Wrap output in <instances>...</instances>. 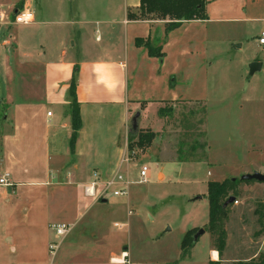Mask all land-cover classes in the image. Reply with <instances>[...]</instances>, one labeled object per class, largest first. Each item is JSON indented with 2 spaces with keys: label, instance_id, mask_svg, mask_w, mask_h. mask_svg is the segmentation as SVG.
I'll list each match as a JSON object with an SVG mask.
<instances>
[{
  "label": "crops",
  "instance_id": "crops-1",
  "mask_svg": "<svg viewBox=\"0 0 264 264\" xmlns=\"http://www.w3.org/2000/svg\"><path fill=\"white\" fill-rule=\"evenodd\" d=\"M249 1L208 0V19L191 20L179 26L210 23L212 20H235L227 14L238 12V9L241 17L245 18L241 10ZM61 4L63 22L56 23H63V27L59 29L55 55L46 59L49 48L44 44L38 51L20 42L18 36L3 38L4 27H8L10 22L1 9L4 4L0 3V39L3 38L0 45V80L2 73L5 83L15 81L14 87L19 89L22 97V100H16L11 92L0 95V103L10 105V112L2 118L4 124L0 117V177L8 173L11 183L9 186L0 184V264H55L49 243L53 241V225L63 221L65 201L69 199L71 210H75V223L93 206L108 202L106 196L99 202L97 195L88 196L84 190L83 194L74 198L68 194L65 197L58 191V185L63 180L75 181L79 185L77 188H81L89 185L96 175L101 186L121 177L117 185L122 184L123 187L126 182L129 184L128 193L120 196H126V203L130 201L131 176L138 163L129 156L128 145L130 121L136 111L141 112L138 128L152 129L148 126L151 115L146 113L154 106L172 101H208L207 65L182 70L181 73L174 72L177 69L165 71L162 57L151 56L148 47L137 43L142 39L161 48L157 31L167 27L163 20H130L128 11L138 8L140 0H63ZM25 5L34 12L35 22L32 25H38L32 0ZM100 9L105 10L106 17H102ZM75 66H78L76 96L82 126L72 151V98L69 90ZM263 67L264 64L260 70ZM177 87H183L180 91L185 92L186 89V92H179ZM170 89L172 92H168ZM49 111L52 112L50 116ZM157 118L164 122L163 118ZM254 150L255 145L250 151ZM210 154L208 144L207 160L217 163V160H211ZM171 160L177 162L175 157ZM250 164L252 167L246 165L241 172H233L227 178H239L254 171L263 172L264 166L251 161ZM71 166L73 170H67ZM212 174L207 172V175ZM263 186V183L256 182L245 185L244 190L249 193L261 190ZM199 193L201 198L196 200L207 196L203 191ZM247 200L243 198L241 201V204L245 203L244 208ZM244 208L237 215L243 229L246 225L242 217ZM253 211L255 215V208ZM251 221L256 223L253 216ZM125 224L128 223L115 222L114 226L124 229ZM257 237L256 241L247 240L243 256L230 259L226 257L231 240L227 231L223 255L213 249L210 240L204 263L250 261L264 251V231ZM125 239V235L109 237L94 231L78 244L74 254H69L65 251L69 241L64 242L61 238L60 242L63 241L64 245H59L58 264H128L115 260L122 259L120 253ZM200 239L201 236L192 248L193 253Z\"/></svg>",
  "mask_w": 264,
  "mask_h": 264
},
{
  "label": "rangeland",
  "instance_id": "rangeland-1",
  "mask_svg": "<svg viewBox=\"0 0 264 264\" xmlns=\"http://www.w3.org/2000/svg\"><path fill=\"white\" fill-rule=\"evenodd\" d=\"M62 1L32 0L39 24L21 25L13 23L14 16L25 8L28 0H0L4 4L1 7L4 16L10 22L8 27H4L3 38L18 36L21 38L20 42L37 48L38 51L40 45L44 44L49 48L46 50V59L54 56L59 29L63 27V23H56L63 22ZM239 10L227 14L235 20H212L210 23H193L190 26L157 31L163 53L161 64L165 71L177 69L174 72L181 73L182 70L203 64L209 67L208 101L201 102H205L207 109L206 138L211 148V160H217V163L207 160L201 164H178L171 160L175 157L180 128L176 125L175 118L168 117L164 122L159 121L158 110L164 109L166 114L177 115L187 110L191 103L172 101L154 106L146 114L151 115L148 126L157 130L158 135L152 147L145 151L135 149L132 153L138 166L131 176L130 201L126 203V196H114L113 189H120L121 184L111 187L106 195L108 202L102 203V198L98 195L103 185H98L101 186H97L100 203L84 212L76 223L75 210H71L69 199L65 201L63 221L59 220L58 224L71 226L70 232L63 238L64 242L69 241L65 248L67 253L74 254L78 244L84 238L86 240V235L96 231L109 237L126 236L120 255H126L128 264H137L133 261L135 259L148 262L146 264H205L207 244L210 241L207 231L209 201L207 196L201 200H195V197L202 195L199 193L202 191L207 195V182L231 177V173H239L246 165L251 166L250 161L264 166V67L254 74H250L249 68L254 61L264 64V45H260L258 41L264 29V0H250L241 10L245 18L241 17ZM100 14L102 17L107 15L104 9H100ZM237 17L241 19H236ZM49 20L54 21L42 22ZM14 83L15 81L5 83L1 73L0 95L11 92L16 100H22ZM177 88L181 93L186 92V89L185 92L180 91L183 87ZM9 107L6 102L0 103L3 124L2 118L10 112ZM192 139L193 137L190 138ZM253 145L255 150L251 152ZM143 165L149 166L151 170L147 182H140L138 176ZM67 170H73L72 166ZM208 171L213 174L207 175ZM74 182L70 179L63 180L58 185V191L65 197L68 194L72 198L83 194L85 186L77 188L79 185ZM243 198H248L246 208L245 203L241 204ZM238 201L240 204L237 205ZM260 201L264 202V188L249 193L243 188L226 225L231 237L226 257L231 259L243 256L246 251L243 246L248 243L247 240L258 239L255 233L259 226L257 223L252 224L251 217L257 221V216L252 212ZM241 208L245 209L242 216L246 221L245 229L238 223L237 215ZM115 222L128 224L120 229L117 225L114 226ZM199 229H205L206 232L201 235L194 253L193 247L187 253L182 249L183 239L186 236L190 239ZM52 240L61 241L55 232ZM63 241L60 242L61 247L64 245ZM59 253L58 248L52 260L55 264L59 262Z\"/></svg>",
  "mask_w": 264,
  "mask_h": 264
},
{
  "label": "trees",
  "instance_id": "trees-1",
  "mask_svg": "<svg viewBox=\"0 0 264 264\" xmlns=\"http://www.w3.org/2000/svg\"><path fill=\"white\" fill-rule=\"evenodd\" d=\"M208 0H140V5L136 9H129L128 18L130 20H163L167 29H173L184 22L191 20L208 19ZM19 12V11H18ZM139 45L144 44L149 49L151 56L162 57L161 48L154 47L150 42L142 39L137 40ZM78 66H75L74 75L70 84V104L71 113V148L74 151L77 134L82 126L80 116V106L76 96ZM158 116L166 119L175 118L176 125L180 128V136L176 144L175 158L177 162H205L207 160V131L206 118L207 109L205 103L197 101L191 103L187 110L179 114H166L164 109H159ZM205 126L203 130L202 127ZM157 133L152 129L131 128L129 131V156L135 149L145 151L152 147L157 137ZM193 137L192 140L190 138ZM190 140V141H189ZM255 180H241V178H227L224 181H209L207 186V198L209 201V223L207 231L210 234L211 246L218 250L220 256L227 245L226 225L229 220L234 203L229 199L237 198L243 191L245 185L254 184ZM256 223L259 226L256 236L264 231V202L260 201L255 207ZM194 235L190 239L187 236L183 239L182 249L187 253L194 246ZM209 264H221V261H210ZM236 264H264V251L250 261H238Z\"/></svg>",
  "mask_w": 264,
  "mask_h": 264
},
{
  "label": "built area",
  "instance_id": "built-area-1",
  "mask_svg": "<svg viewBox=\"0 0 264 264\" xmlns=\"http://www.w3.org/2000/svg\"><path fill=\"white\" fill-rule=\"evenodd\" d=\"M35 22V15L34 12L29 8L26 7L24 9H22L21 11L17 12L14 16V24H21V25H30L32 23ZM259 44L260 45H264V29L261 31L260 35H259ZM52 114L51 111L48 112V115L50 116ZM150 168L147 165H143L140 170H139V180L140 182H147L148 179L150 178ZM122 180L121 177H118L117 179L113 178L109 181H107L104 186L103 189L101 190L100 195H98V197H105L108 192L110 191L111 187H115L117 185L118 182H120ZM101 182L98 180V176H95V179L85 187L84 192L86 195L88 196H96L97 195V186L100 184ZM0 184L1 185H5V186H9L11 185L10 181H9V174L5 173L0 177ZM128 184L129 182H126L125 185L123 187H121L120 189H113V194L114 196H120V195H126L128 193ZM53 229L54 232L56 233V235L61 239L64 238L65 236L68 235V233L71 230V226L67 225V224H56L53 225ZM60 242H56V241H51L49 243V250L51 252V255L54 257L56 255V252L59 248ZM122 259H118L116 258V261H121L122 263H127L126 260V255L123 254Z\"/></svg>",
  "mask_w": 264,
  "mask_h": 264
},
{
  "label": "water",
  "instance_id": "water-1",
  "mask_svg": "<svg viewBox=\"0 0 264 264\" xmlns=\"http://www.w3.org/2000/svg\"><path fill=\"white\" fill-rule=\"evenodd\" d=\"M263 66V63L261 61H254L250 63L249 68H250V74H254L257 70H260ZM140 117H141V112L136 111V113L132 116L131 121H130V126L133 129H137L139 127V122H140ZM241 180L249 181V180H255L260 183H264V172H259V171H254L253 173H247L243 174L241 177ZM196 198H201L195 197ZM236 201V198L232 196L229 199V202L234 203ZM205 233V229H199L195 235H194V242H196L201 235Z\"/></svg>",
  "mask_w": 264,
  "mask_h": 264
},
{
  "label": "bare ground",
  "instance_id": "bare-ground-1",
  "mask_svg": "<svg viewBox=\"0 0 264 264\" xmlns=\"http://www.w3.org/2000/svg\"><path fill=\"white\" fill-rule=\"evenodd\" d=\"M214 253V255L216 256L217 255V253L216 252H213Z\"/></svg>",
  "mask_w": 264,
  "mask_h": 264
}]
</instances>
